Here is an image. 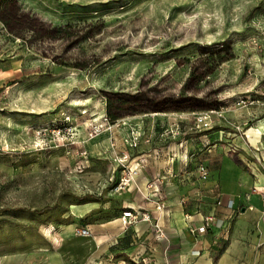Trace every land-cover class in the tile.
<instances>
[{
  "label": "rangeland",
  "instance_id": "374dc122",
  "mask_svg": "<svg viewBox=\"0 0 264 264\" xmlns=\"http://www.w3.org/2000/svg\"><path fill=\"white\" fill-rule=\"evenodd\" d=\"M0 71V264H56L45 229L122 211L121 152L202 136L206 168L264 121V0H0Z\"/></svg>",
  "mask_w": 264,
  "mask_h": 264
},
{
  "label": "crops",
  "instance_id": "0c3cea01",
  "mask_svg": "<svg viewBox=\"0 0 264 264\" xmlns=\"http://www.w3.org/2000/svg\"><path fill=\"white\" fill-rule=\"evenodd\" d=\"M3 74L0 71V80ZM222 132L205 138L218 141ZM244 135L243 140L233 139L240 149L237 153L216 151L210 163L205 161V179L198 177L194 159L189 160L191 151L202 145V136L146 154L137 150L133 158L145 157L146 164L135 185L118 196L121 212L111 213L102 222L80 225L78 218L93 208L76 207L63 224L45 229L58 243L81 246L68 257L62 252L56 264H264L260 195L264 188V121ZM160 177L164 179L153 196L149 184ZM157 201L163 203V210H155ZM128 209L147 212L151 222L123 226L121 214ZM210 215L215 223L204 232L197 231ZM154 223L162 229L160 240L155 237ZM78 228L87 229L90 236L75 235Z\"/></svg>",
  "mask_w": 264,
  "mask_h": 264
},
{
  "label": "built area",
  "instance_id": "2783aa9c",
  "mask_svg": "<svg viewBox=\"0 0 264 264\" xmlns=\"http://www.w3.org/2000/svg\"><path fill=\"white\" fill-rule=\"evenodd\" d=\"M197 122L201 123L202 127L208 128L209 122L207 116H199L197 117ZM143 142L148 143L149 140L146 139ZM124 143L127 144V146L131 150H137L139 148V145L141 144V135L138 131L132 130L129 133V137L124 140ZM83 156L86 155V153H81ZM131 155L127 152L123 151L120 153V156H116L114 159L115 167L120 168L119 173H117V180L115 181L112 189L116 193H120L125 191L126 189L130 188L132 185H135L136 177L138 176L140 170L145 166L146 159L144 157L141 158H130ZM133 163V164H132ZM197 172L198 177L200 179H205L208 175V170L200 164L197 166ZM163 177L161 178H154L152 182H150L149 187L152 189V195L156 196L158 193V189L156 188L162 181ZM112 179H110L111 181ZM261 199H262V206H263V213H264V188L260 191ZM164 209L163 203L160 201H157L155 210L161 211ZM121 223L125 227H129L133 224H136L137 222L144 221V222H151L150 216L147 212H134L130 209L125 210L121 214ZM214 216H206L204 219V226L197 229L199 232H204L206 227L211 226L215 223ZM152 228L155 232V237L160 240L163 238V232L160 226H158L157 223L152 224ZM196 230H192V232H195ZM75 235L81 236V237H89L90 233L85 228H78L75 230Z\"/></svg>",
  "mask_w": 264,
  "mask_h": 264
},
{
  "label": "trees",
  "instance_id": "16d2710c",
  "mask_svg": "<svg viewBox=\"0 0 264 264\" xmlns=\"http://www.w3.org/2000/svg\"><path fill=\"white\" fill-rule=\"evenodd\" d=\"M107 113H108V116L111 118V120H116V119H118L120 116H118L117 114H112L110 111H107ZM116 176H114V178H115V180H114V182H113V185H114V183H115V181L117 180V173L115 174ZM94 202H98V200H94ZM47 210H50V208H44V209H42V212H45V211H47ZM220 253H221V251H220Z\"/></svg>",
  "mask_w": 264,
  "mask_h": 264
}]
</instances>
